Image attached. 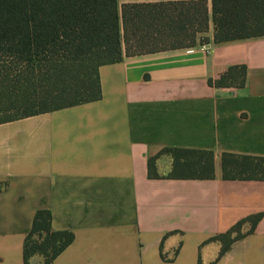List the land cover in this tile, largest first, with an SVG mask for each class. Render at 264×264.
I'll use <instances>...</instances> for the list:
<instances>
[{
	"label": "crops",
	"instance_id": "obj_1",
	"mask_svg": "<svg viewBox=\"0 0 264 264\" xmlns=\"http://www.w3.org/2000/svg\"><path fill=\"white\" fill-rule=\"evenodd\" d=\"M233 65L246 67L244 87L207 84ZM98 76L97 101L0 124V264H23L38 210L73 234L50 264H264V180H224L220 169L222 153L264 157V35L213 43L211 31ZM164 148L211 151L213 179L167 178V154L149 178ZM257 214L219 256L209 239Z\"/></svg>",
	"mask_w": 264,
	"mask_h": 264
},
{
	"label": "trees",
	"instance_id": "obj_2",
	"mask_svg": "<svg viewBox=\"0 0 264 264\" xmlns=\"http://www.w3.org/2000/svg\"><path fill=\"white\" fill-rule=\"evenodd\" d=\"M209 30L213 43L264 35V0H0V124L97 101L100 66L191 48ZM245 75L244 65H233L207 84L242 88ZM161 154L171 157L169 179L214 177L211 151L164 148L148 160L149 178L159 177ZM220 169L224 180H264V157L222 153ZM260 218L248 216L209 241L221 244L222 256ZM72 241L71 232L51 228L49 211L38 210L23 264L33 255L50 264Z\"/></svg>",
	"mask_w": 264,
	"mask_h": 264
},
{
	"label": "rangeland",
	"instance_id": "obj_3",
	"mask_svg": "<svg viewBox=\"0 0 264 264\" xmlns=\"http://www.w3.org/2000/svg\"><path fill=\"white\" fill-rule=\"evenodd\" d=\"M122 1H120L121 3ZM211 30H209L207 33H205L203 36H202V42H206L205 40H207L208 38V35L210 34Z\"/></svg>",
	"mask_w": 264,
	"mask_h": 264
},
{
	"label": "built area",
	"instance_id": "obj_4",
	"mask_svg": "<svg viewBox=\"0 0 264 264\" xmlns=\"http://www.w3.org/2000/svg\"><path fill=\"white\" fill-rule=\"evenodd\" d=\"M202 50H205L203 47H201Z\"/></svg>",
	"mask_w": 264,
	"mask_h": 264
}]
</instances>
